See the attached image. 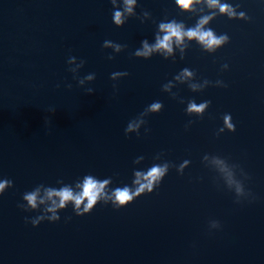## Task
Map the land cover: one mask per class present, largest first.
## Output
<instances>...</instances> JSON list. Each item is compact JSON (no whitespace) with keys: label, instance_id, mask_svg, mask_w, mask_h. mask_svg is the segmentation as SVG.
Wrapping results in <instances>:
<instances>
[{"label":"water","instance_id":"95a60500","mask_svg":"<svg viewBox=\"0 0 264 264\" xmlns=\"http://www.w3.org/2000/svg\"><path fill=\"white\" fill-rule=\"evenodd\" d=\"M124 7L0 0V181L13 182L0 194V264H264V0ZM204 17L220 46L185 37L135 55L161 23L187 31ZM154 165L167 166L160 185L115 209L114 190L134 191ZM88 174L109 179L89 214L68 202L59 221L26 223L51 215L47 191L78 194ZM25 192L36 209L17 207Z\"/></svg>","mask_w":264,"mask_h":264},{"label":"clouds","instance_id":"9594fccd","mask_svg":"<svg viewBox=\"0 0 264 264\" xmlns=\"http://www.w3.org/2000/svg\"><path fill=\"white\" fill-rule=\"evenodd\" d=\"M114 4L115 0H111ZM192 0H178V3L185 8H187L191 4ZM211 4H216L217 0H209ZM136 3V0H124V12L131 13L133 8L132 6ZM221 12H229L231 14L232 10L228 5H222L220 7ZM123 13L121 11H115L112 17L115 25L119 26L124 23L121 19ZM208 17L202 18L198 25L195 28H190L187 31L182 30V26L177 24L176 22H168L161 23L160 29L165 33L162 38H157V42L154 46H149V44L144 41L142 49H138L135 52L136 56L148 57L153 51L164 49L167 52H171V42L175 39L177 42L182 41L185 37L188 38H196L200 43H202L205 47L212 49L217 46L223 44L226 40V36L217 37L213 34L211 30L202 31L201 27L205 23L208 22ZM106 44L109 42L106 41ZM117 49H119V45H116ZM116 75H128L127 72L119 73L114 72L113 76ZM185 75H190V73L185 70ZM91 79L92 77H87ZM70 87V86H68ZM89 93L92 92V89L88 90ZM210 101H206L202 104L191 103L189 105V111L192 112H203L206 108L207 104ZM161 108L160 103H153L150 107V111L156 112ZM225 126L231 131L234 126L229 122L230 117L225 116ZM138 125H134L133 123H129L126 131H133ZM222 130V129H221ZM167 172V166L154 165L149 171L144 174L137 172L136 179L133 182L137 187L133 191L128 186H124L122 188H116L112 194V197L109 199L112 200V204L115 209H119L127 206L128 203L132 202L134 198H137L143 194L152 193L154 187L159 186L165 174ZM61 179H58L57 182H60ZM143 181V182H141ZM109 183V179H97L92 175H85L83 179V183L78 185L81 188L80 193L73 194L72 190L69 187H63L60 190H49L46 193V198L51 201V206L48 207L45 211L50 213L51 215H39L34 218H25L26 223H31L33 227L39 225L42 221H48L49 223H54L60 220V216L57 212V209H64L67 206L68 202H72L74 204L73 212L76 216H83L89 214L95 205H97L98 200H100L104 196L105 186ZM6 186L11 188L13 186V182L10 179H4L0 181V194H3L6 190ZM239 191V189H238ZM23 200L27 201V204L20 203L17 205L22 211L28 212L30 209L34 210L37 208V195L35 192H25L23 195ZM59 201V202H57ZM86 201V203H85ZM107 202V201H105ZM41 204L44 203V200L40 201ZM81 205H83L81 207ZM66 219H70L67 217Z\"/></svg>","mask_w":264,"mask_h":264}]
</instances>
